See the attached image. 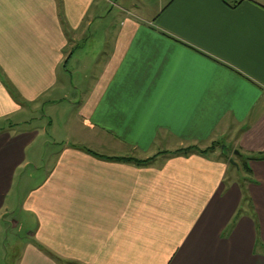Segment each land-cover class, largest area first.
Returning a JSON list of instances; mask_svg holds the SVG:
<instances>
[{"label":"crops","instance_id":"1","mask_svg":"<svg viewBox=\"0 0 264 264\" xmlns=\"http://www.w3.org/2000/svg\"><path fill=\"white\" fill-rule=\"evenodd\" d=\"M109 4L0 0V234L14 203L32 228L10 264H264V0L139 3L118 31ZM45 107L83 139L19 193Z\"/></svg>","mask_w":264,"mask_h":264},{"label":"rangeland","instance_id":"2","mask_svg":"<svg viewBox=\"0 0 264 264\" xmlns=\"http://www.w3.org/2000/svg\"><path fill=\"white\" fill-rule=\"evenodd\" d=\"M109 15L110 21L113 20L112 18L116 17V31L120 29V23L121 21L128 16L127 11H123L121 8L124 9H130L133 8L132 6L137 5L141 3L146 8L147 12L145 15H150V12L154 11V9L158 6V1L161 0H109ZM139 2V3H138ZM140 6V4H139ZM144 9V10H145ZM131 9L130 11H132ZM132 16L134 17H140L144 15H140L138 13H133ZM150 17V16H149ZM92 32V30H91ZM76 74H72L69 76V90L71 89V84L76 82L77 80ZM71 91V90H70ZM69 91V92H70ZM50 108L45 107V110L41 109V111L31 114L29 113L26 117L29 118L28 122L21 123V131L25 130H36L39 131L38 135L34 137L33 142L29 147L27 148L25 155L27 156L28 161L36 162L38 169H32L29 168L28 170L21 169L19 172L22 174L23 178L21 181V185L19 188V193L25 191V189H29V186L33 184V181L31 180L33 176L36 178H42L45 174L44 165L48 163V161L56 162L58 161V157L60 156V153L62 152V149L64 146H67V144H70V146L73 148L75 145H77L78 142L83 139L82 133L84 132V129L82 127H76L77 124L74 125V127L69 126V131L65 130V122L63 121V118L66 116L69 117L71 114H64L62 111L57 112V114L54 116V123L51 124V121L46 118L47 112H49ZM73 130V131H71ZM222 143H214L213 148H216L217 146H221ZM197 147L198 151H192V152H202V151H209L210 149H204L200 146H194ZM188 149L187 148H182ZM181 149L174 151L178 152ZM231 158L234 160L233 164L237 165L238 168H240V174L235 172L232 168L233 175H240L238 179H241L242 177H246V175L243 172V161L240 160V157L232 155ZM149 160V159H146ZM241 161V163H240ZM236 168V166H235ZM237 169V168H236ZM237 171V170H236ZM245 171V170H244ZM29 174L31 175V178L29 177ZM20 178L19 176L17 179ZM20 181V180H19ZM30 181V182H28ZM20 183V182H19ZM17 190V189H16ZM18 201V199H17ZM14 208L10 210L12 212L11 219L13 221L19 222V225L12 227V224L8 221L5 225V230L0 234V245L1 248L4 251V254L0 257V264H10L11 258L14 256L15 251H18V245L22 242H25L30 234V231L32 228H30L31 220L28 218L27 215L24 214L22 217H20V209L18 207V203H14ZM25 213V212H24ZM22 220V224L20 223ZM25 220V221H24ZM27 220V221H26ZM9 256V257H8Z\"/></svg>","mask_w":264,"mask_h":264},{"label":"trees","instance_id":"3","mask_svg":"<svg viewBox=\"0 0 264 264\" xmlns=\"http://www.w3.org/2000/svg\"><path fill=\"white\" fill-rule=\"evenodd\" d=\"M192 151H198L197 147H194V146H190L188 147V149H181L180 151L176 152V154H185V155H188L190 153H193ZM126 160H129V161H132V162H136V163H139V164H143V163H149L150 161L154 160V157L149 159V160H135V159H126Z\"/></svg>","mask_w":264,"mask_h":264},{"label":"water","instance_id":"4","mask_svg":"<svg viewBox=\"0 0 264 264\" xmlns=\"http://www.w3.org/2000/svg\"><path fill=\"white\" fill-rule=\"evenodd\" d=\"M232 163H233V161H232Z\"/></svg>","mask_w":264,"mask_h":264}]
</instances>
